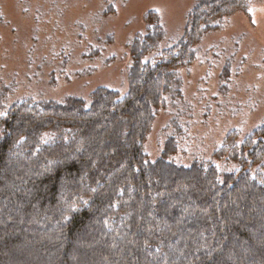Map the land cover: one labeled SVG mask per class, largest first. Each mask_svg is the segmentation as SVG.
<instances>
[{
	"label": "trees",
	"instance_id": "obj_1",
	"mask_svg": "<svg viewBox=\"0 0 264 264\" xmlns=\"http://www.w3.org/2000/svg\"><path fill=\"white\" fill-rule=\"evenodd\" d=\"M198 0L186 31L161 47L160 16L129 45V86L89 97L21 99L0 113V264H264V123L216 153L237 168L190 165L144 140L178 68L228 13Z\"/></svg>",
	"mask_w": 264,
	"mask_h": 264
},
{
	"label": "rangeland",
	"instance_id": "obj_2",
	"mask_svg": "<svg viewBox=\"0 0 264 264\" xmlns=\"http://www.w3.org/2000/svg\"><path fill=\"white\" fill-rule=\"evenodd\" d=\"M228 13L178 68L180 85L167 98L144 140L148 160L173 141L170 160L237 164L217 152L228 135L241 144L264 123V0H230ZM198 0H0V113L21 100L89 97L98 86L126 91L129 45L156 12L161 47L185 33Z\"/></svg>",
	"mask_w": 264,
	"mask_h": 264
}]
</instances>
